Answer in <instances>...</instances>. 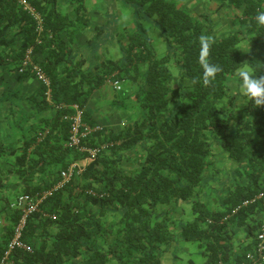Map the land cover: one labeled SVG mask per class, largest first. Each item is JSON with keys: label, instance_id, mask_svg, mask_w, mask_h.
Segmentation results:
<instances>
[{"label": "trees", "instance_id": "1", "mask_svg": "<svg viewBox=\"0 0 264 264\" xmlns=\"http://www.w3.org/2000/svg\"><path fill=\"white\" fill-rule=\"evenodd\" d=\"M24 1L41 30L18 0H0V261L20 215L9 207L15 192L49 195L22 232L30 252L14 249L9 264H264V106L229 88L243 65L264 63L255 22L264 0H219L216 10L233 16L221 35L208 13L176 0H114L132 10L134 30L92 25L90 0ZM145 28L158 32L163 54ZM112 29L117 59L80 55L83 31L100 49ZM201 37L222 69L208 85ZM113 82L132 85L112 102L135 116L118 131L85 109ZM74 107L90 129L83 151L67 146ZM75 163L82 172L57 187Z\"/></svg>", "mask_w": 264, "mask_h": 264}, {"label": "rangeland", "instance_id": "2", "mask_svg": "<svg viewBox=\"0 0 264 264\" xmlns=\"http://www.w3.org/2000/svg\"><path fill=\"white\" fill-rule=\"evenodd\" d=\"M93 1L96 2L97 0H93ZM108 1H109V5L106 6L108 12L105 13V15L103 16L104 22L101 25L108 27L110 22H112L113 26H114V23H116L117 27H119L121 30H124V28L127 30H131V29L134 30L136 28V25L134 22V18L132 16V10L127 7L122 6L121 3L116 2L115 4L114 0H108ZM176 1L180 3V6H182L184 9L188 10L191 13H202V12L208 13L211 19L213 20V22L215 23V25L218 24L217 28H215L216 35H221L230 28V21L231 19L233 20V16H230V14L228 15V13H226L224 10H218V11L216 10L217 3L219 0H176ZM91 3H92L91 0L85 3L86 8L89 11L93 7L91 6ZM114 18L116 19L114 20ZM143 26L144 25H142V30H143ZM146 29L149 30V32H146L145 31ZM145 30L144 32L152 40L158 55L163 54L165 52V46L160 41L158 32L155 29H150V28H145ZM117 33L118 32L115 31V29L107 31L106 32L107 35L104 38L105 46H102L100 49H97L96 47H92V48L90 47V42L94 43L95 41L94 37H90L89 41L87 42L89 44L82 47V52L84 53V57L88 59L87 61L99 60L100 56H103V57L105 56L106 59L113 60L115 58L113 55L114 53L113 48L117 50V47L116 45H114L112 48V45L117 39ZM84 40H88V39L84 38ZM97 42L98 41H95V43ZM77 48H79V46ZM229 88L232 93L240 94V91L238 88V80H235V79L232 80L229 83ZM131 89H132L131 84H127V85L125 84L124 88L122 87L120 90L130 91ZM121 92L122 91H117V90H114L113 88L111 89L109 87L102 86L98 89L97 94L100 93L102 100L106 101L107 98L110 97L111 95L116 96V97H118L119 95L120 97ZM127 107H128L127 102L123 100H121L118 103V106H116V109L118 111L115 109V112L113 113L115 116V120H112L113 123L116 124V127L120 125V128H121L134 119L133 118L134 113H131V115H128L126 112H124V109H126Z\"/></svg>", "mask_w": 264, "mask_h": 264}, {"label": "built area", "instance_id": "3", "mask_svg": "<svg viewBox=\"0 0 264 264\" xmlns=\"http://www.w3.org/2000/svg\"><path fill=\"white\" fill-rule=\"evenodd\" d=\"M18 1L20 5H22L23 9L27 11L37 21L38 30H41V21L39 17L34 13V11L28 6V4L24 0H18ZM29 53L30 52L27 53L24 65L29 61V58H28ZM33 71L35 72V74L37 75L40 81H42L45 85L48 84L47 80L44 78L43 74L40 72L38 68L34 67ZM109 84H111V87L117 91H120L121 86H122L119 82H113ZM74 108L77 110V113L73 117L70 118L72 122L70 126V137H69L67 146L70 148L81 149L80 140L84 135L90 132V129L87 127L84 128V126H82L81 119H80L81 111H79L77 107H74ZM98 129L99 128H97V130ZM81 150L83 151V149ZM88 154H89V157L85 159L84 161L85 163L93 160L96 154V150H90L88 151ZM85 163H80V164L75 163L71 165L67 173L62 174L63 181L57 187H61V185H63L64 183H67L74 172H77V174L79 175L82 172L85 166ZM48 195L49 193H44L42 196H37V195L30 196L27 194H19L14 198V200L11 201V203H9V207L12 210H15L16 212H18L20 215H19L18 222L16 223V225L14 226L12 230L11 238L8 242L7 249L0 261V264H9V256H10V253L14 249H23L25 251L30 252V249L26 247L21 241L22 232L24 230V227L26 225L28 218L37 211L38 206L40 205L42 200ZM259 198H264V192L259 196ZM263 210H264V202H263ZM0 226H1V220H0ZM258 240L261 242L260 247H259V251L261 252L263 249L262 243L264 242V228H262L260 232L258 233Z\"/></svg>", "mask_w": 264, "mask_h": 264}, {"label": "clouds", "instance_id": "4", "mask_svg": "<svg viewBox=\"0 0 264 264\" xmlns=\"http://www.w3.org/2000/svg\"><path fill=\"white\" fill-rule=\"evenodd\" d=\"M257 26L264 27V11L257 12L255 16ZM210 45L207 37H201L200 64L203 68V83H212L217 73L222 69L219 65L210 63L208 60V49ZM264 71V63L246 64L238 72V88L243 98L244 105L251 104L252 107L264 106V74L257 75Z\"/></svg>", "mask_w": 264, "mask_h": 264}, {"label": "crops", "instance_id": "5", "mask_svg": "<svg viewBox=\"0 0 264 264\" xmlns=\"http://www.w3.org/2000/svg\"><path fill=\"white\" fill-rule=\"evenodd\" d=\"M91 1H92L91 6H93L90 9V13L92 14L91 15L92 25H95V24L101 25L104 22L103 16L105 15V13L108 12L106 6L109 5V1H106V0H97L96 2H94L93 0H91ZM60 6H61L62 11H64V12L65 11L69 12L72 9L71 6L65 5L63 2H61ZM92 34H93V32L91 30H85L81 33V36L77 38L76 44L79 46V48H77V49L79 50L80 55L84 56V53L82 52V47L89 44L87 42L89 41V38L92 37L91 36ZM84 38H87L88 40H84ZM116 41H117V39H116ZM114 43L112 45V48L114 45H116V47H117L118 42L115 44ZM101 44H102L101 46H105L104 45L105 42L101 41ZM113 50H114L113 55L115 57L114 59H117L119 57L118 47H117V50H115V48H113ZM102 58H105V56L104 57L100 56L98 61H100ZM127 84H130V83H127ZM104 86L112 89L110 84H105ZM97 92H98V90L94 91L93 94L90 96V98L87 102V105L85 107L86 112L94 119L96 124L99 125L100 127H103L105 129H109L112 131H116V130L118 131L120 128V125H118L116 127V124H114L112 121V120H115V116L113 114L115 112V108L112 106V102L114 101V99H116V96L111 95L105 101V100H102L101 94L100 93L97 94ZM100 100H101V102H100ZM16 196H17V193L14 192L12 197L15 198Z\"/></svg>", "mask_w": 264, "mask_h": 264}]
</instances>
